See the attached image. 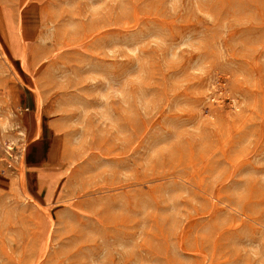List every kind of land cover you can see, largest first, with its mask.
<instances>
[{
  "label": "rangeland",
  "instance_id": "obj_1",
  "mask_svg": "<svg viewBox=\"0 0 264 264\" xmlns=\"http://www.w3.org/2000/svg\"><path fill=\"white\" fill-rule=\"evenodd\" d=\"M28 1L0 0V264H264V0Z\"/></svg>",
  "mask_w": 264,
  "mask_h": 264
},
{
  "label": "crops",
  "instance_id": "obj_2",
  "mask_svg": "<svg viewBox=\"0 0 264 264\" xmlns=\"http://www.w3.org/2000/svg\"><path fill=\"white\" fill-rule=\"evenodd\" d=\"M43 129L44 128L42 126H40L39 124H36V127L34 128L32 141L41 140L37 145H45L46 143H44V142L51 138V137H49L47 135L46 136L44 135L45 132H44ZM41 157L42 158H41L40 161H34V162H32V164H35V162L36 163H40V164H45L47 155L43 154V155H41ZM45 178H47V176H45Z\"/></svg>",
  "mask_w": 264,
  "mask_h": 264
},
{
  "label": "bare ground",
  "instance_id": "obj_3",
  "mask_svg": "<svg viewBox=\"0 0 264 264\" xmlns=\"http://www.w3.org/2000/svg\"><path fill=\"white\" fill-rule=\"evenodd\" d=\"M47 1L48 0H29L28 3L31 5L39 6L40 10L43 13L44 11L47 10V7L45 6V3H44ZM18 44H19V39L16 38V35L13 33V35L11 36V45H12L13 49L16 51L15 53L17 54V56H21V54L18 52Z\"/></svg>",
  "mask_w": 264,
  "mask_h": 264
}]
</instances>
